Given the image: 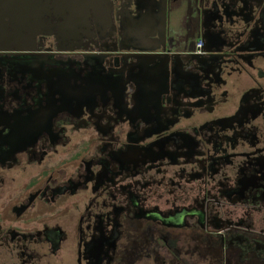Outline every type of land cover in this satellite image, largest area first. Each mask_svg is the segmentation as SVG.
<instances>
[{"label": "flooded vegetation", "instance_id": "obj_1", "mask_svg": "<svg viewBox=\"0 0 264 264\" xmlns=\"http://www.w3.org/2000/svg\"><path fill=\"white\" fill-rule=\"evenodd\" d=\"M130 4L0 0V264H264V0Z\"/></svg>", "mask_w": 264, "mask_h": 264}, {"label": "water", "instance_id": "obj_2", "mask_svg": "<svg viewBox=\"0 0 264 264\" xmlns=\"http://www.w3.org/2000/svg\"><path fill=\"white\" fill-rule=\"evenodd\" d=\"M16 1H24V0H16ZM130 1H131V4H130L131 9H129V10L133 11V9H135V7H137V5H138V0H130Z\"/></svg>", "mask_w": 264, "mask_h": 264}, {"label": "rangeland", "instance_id": "obj_3", "mask_svg": "<svg viewBox=\"0 0 264 264\" xmlns=\"http://www.w3.org/2000/svg\"><path fill=\"white\" fill-rule=\"evenodd\" d=\"M142 264H147V261L144 260V261L142 262Z\"/></svg>", "mask_w": 264, "mask_h": 264}]
</instances>
